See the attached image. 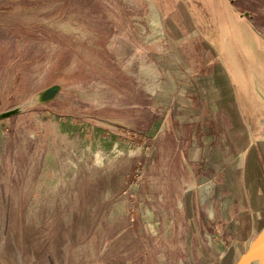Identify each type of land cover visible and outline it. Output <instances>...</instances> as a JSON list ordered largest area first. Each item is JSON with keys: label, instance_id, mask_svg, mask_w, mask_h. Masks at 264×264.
I'll use <instances>...</instances> for the list:
<instances>
[{"label": "rangeland", "instance_id": "374dc122", "mask_svg": "<svg viewBox=\"0 0 264 264\" xmlns=\"http://www.w3.org/2000/svg\"><path fill=\"white\" fill-rule=\"evenodd\" d=\"M261 184L264 0H0V264H230Z\"/></svg>", "mask_w": 264, "mask_h": 264}, {"label": "water", "instance_id": "95a60500", "mask_svg": "<svg viewBox=\"0 0 264 264\" xmlns=\"http://www.w3.org/2000/svg\"><path fill=\"white\" fill-rule=\"evenodd\" d=\"M60 87L61 86L59 84L51 85L42 94H40V98H52L60 89ZM263 195L264 184H261L259 187L249 191L242 198V205L240 202H238L235 204L233 209L229 211L227 216L228 225L235 222L251 221V226L255 231L253 238H251L245 250L241 252L238 258L232 261L230 264H264V205H245L243 203L245 198H254V200L257 201V197L260 199V197H263ZM218 253L220 256L223 255V253L220 254L221 252ZM219 264H224L223 260L220 261Z\"/></svg>", "mask_w": 264, "mask_h": 264}, {"label": "crops", "instance_id": "0c3cea01", "mask_svg": "<svg viewBox=\"0 0 264 264\" xmlns=\"http://www.w3.org/2000/svg\"><path fill=\"white\" fill-rule=\"evenodd\" d=\"M200 143H203V144H200ZM199 144H196V143H194L193 144V148H191L190 150H189V152H188V156H190V158L189 159H184V161H185V163H187V164H190L191 162L193 163V162H196L197 161V159L198 160H202V161H204V162H206V161H209V155H210V152H211V150L214 148V150L213 151H215V152H217V153H221L220 152V150H217L219 147H220V145H216L215 147H213V146H211L212 144H209L207 141H205V140H203V142H200ZM197 145L199 146V154L197 155V153L195 152V149L196 148H198L197 147ZM211 147H212V149H211ZM197 150V149H196ZM193 152V153H192ZM222 154V153H221ZM209 158V159H208ZM196 160V161H195ZM224 162L225 161H220V162H218V166L217 167H219V169H221V168H223L224 166ZM189 170H190V172H191V174L193 175V176H196V171L194 170V168H192L190 165H189ZM201 171H203L202 169H201ZM206 170L204 169V171H203V173L205 172ZM203 173H202V175H203ZM201 175V176H202ZM252 189H254V188H252ZM251 189V190H252ZM249 192V190H247L245 193H243V194H241L239 197H238V199L237 200H235V202H234V204L232 205V207L231 208H229V209H233V207L235 206V204H237L238 202H240V204L242 205V198L247 194ZM257 201H255L254 200V198H250V199H248V198H245L244 199V201H243V203L245 204V205H254V204H259V205H261L262 204V201H259V197H257ZM261 203V204H260ZM244 225V224H243ZM246 233V232H245Z\"/></svg>", "mask_w": 264, "mask_h": 264}]
</instances>
